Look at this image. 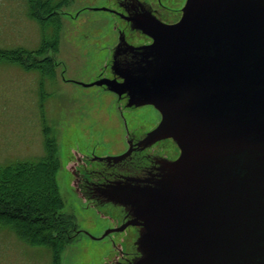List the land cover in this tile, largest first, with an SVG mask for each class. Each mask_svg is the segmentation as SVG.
<instances>
[{"label": "water", "instance_id": "obj_1", "mask_svg": "<svg viewBox=\"0 0 264 264\" xmlns=\"http://www.w3.org/2000/svg\"><path fill=\"white\" fill-rule=\"evenodd\" d=\"M148 32L126 81L96 84L154 105L162 121L144 143L171 138L181 155L148 185L107 192L136 212L117 230L145 228L139 264H264V0H188L179 23ZM126 233L110 234L120 253Z\"/></svg>", "mask_w": 264, "mask_h": 264}, {"label": "rangeland", "instance_id": "obj_2", "mask_svg": "<svg viewBox=\"0 0 264 264\" xmlns=\"http://www.w3.org/2000/svg\"><path fill=\"white\" fill-rule=\"evenodd\" d=\"M113 1L67 0L62 4L60 41L46 54L61 65L53 68L46 61L52 71L49 74L47 68L48 79L43 80L38 69L0 64V168L38 160L46 152V134L52 137L60 159L57 182L63 211L83 231L65 247L57 264H116L122 260L111 235L100 240L93 236L102 237L109 228L122 225L123 208L85 199L76 181L91 177L82 171L92 165L90 157L123 153L130 134L142 138L161 120L152 105L128 107L105 87L84 85L111 72L108 47L117 40L113 29L120 19L92 7L112 8ZM29 4L30 0H0V49L40 47L44 34L37 19L48 18L31 16ZM0 264H53V257L48 248L31 245L11 227L0 224Z\"/></svg>", "mask_w": 264, "mask_h": 264}, {"label": "trees", "instance_id": "obj_3", "mask_svg": "<svg viewBox=\"0 0 264 264\" xmlns=\"http://www.w3.org/2000/svg\"><path fill=\"white\" fill-rule=\"evenodd\" d=\"M66 1L53 4L50 0H30V15L36 19L48 18V21L37 19L44 34L41 45L35 50L0 49V64L38 69L43 80L48 79L47 73L52 71L46 61H51L53 68L60 64L46 54L55 50L59 43L62 23L57 10ZM46 135L43 157L35 161H17L0 168V224L11 227L29 244L48 248L53 264H57V259L75 237L77 226L74 218L63 211L64 201L57 182L60 159L52 137Z\"/></svg>", "mask_w": 264, "mask_h": 264}, {"label": "flooded vegetation", "instance_id": "obj_4", "mask_svg": "<svg viewBox=\"0 0 264 264\" xmlns=\"http://www.w3.org/2000/svg\"><path fill=\"white\" fill-rule=\"evenodd\" d=\"M169 1L172 3L184 0H116V15L120 18L118 25L114 27L118 37L115 44L110 47V54L115 59V68L122 69L130 65L138 63L139 55L142 47L153 43L152 37L145 32L148 30L150 19L158 18L165 24H172L181 17V8L172 9L168 5ZM177 5V4H176ZM112 61V62H113ZM111 65H113L111 63ZM122 99H126L125 96ZM137 142L133 146L136 148ZM122 162V161H121ZM121 162L118 165H121ZM124 162V161H123ZM109 163V162H108ZM113 165V162L109 163ZM110 174V173H109ZM105 181L110 178L105 176ZM128 256H123L126 261L123 264H130L135 262L139 253L133 252ZM134 259V260H133Z\"/></svg>", "mask_w": 264, "mask_h": 264}]
</instances>
